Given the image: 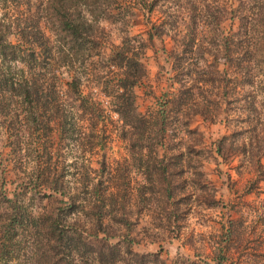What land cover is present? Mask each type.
Segmentation results:
<instances>
[{"label": "rangeland", "instance_id": "1", "mask_svg": "<svg viewBox=\"0 0 264 264\" xmlns=\"http://www.w3.org/2000/svg\"><path fill=\"white\" fill-rule=\"evenodd\" d=\"M195 1L198 12L191 11L188 4L174 14L157 7L151 15L153 24L172 20L174 26H163L152 40L147 34L151 28L148 16L141 12L99 22L97 35L105 58L127 45L132 47L129 56L134 58L136 53L143 67L132 89L136 112L148 121L149 136L142 151L146 156L141 162L131 139L122 138V120L112 111V97L105 95L113 94L107 83L114 80L116 69L106 59L100 60L103 56H96L98 62L92 70L96 81L84 83L82 90L99 102L104 118L84 124L86 133L102 130L98 138H90L92 145L87 148L58 137L56 125L51 128L47 121L44 100L33 106V119L18 85L13 92L0 93V193L12 200L20 193L28 197L39 195L38 191L49 194L46 185L41 188L44 178L39 175L45 168L60 172L69 164L75 172L81 168L76 163L81 153L101 176L99 181H108V172L125 165L129 186L134 191L140 186L148 190V166L154 162L149 155L156 156L168 169L150 178L156 190L166 189L173 198L158 194V203L131 200L127 208L133 225L129 230L118 228L116 233L135 241L132 250L138 254L159 252L158 264H264V183H255L253 167L247 163L256 151L249 147V154L242 155L229 147V151L223 150L224 157L216 151L219 140L236 130L231 121L237 114L233 100L241 89L234 79L241 76L243 50L249 48L251 58H263L264 18L252 26L246 24L248 15L257 11L255 0ZM31 2L0 0V41L4 35V40L21 46L16 57L14 50L0 52V75L23 77L31 87L39 79L36 85H42L43 91V69L34 68L35 59L43 61V52L38 49L39 58H31L29 45L18 34V27L26 29L33 14ZM40 26L50 36L51 27L44 21ZM68 59L79 66L82 58ZM156 117L161 119L162 134L154 126ZM156 140L162 145H155ZM213 198L216 203L210 207Z\"/></svg>", "mask_w": 264, "mask_h": 264}, {"label": "trees", "instance_id": "2", "mask_svg": "<svg viewBox=\"0 0 264 264\" xmlns=\"http://www.w3.org/2000/svg\"><path fill=\"white\" fill-rule=\"evenodd\" d=\"M31 1L33 14L26 29L18 27V34L29 45L31 58H39V52L36 54L38 49L43 52L40 57L43 61L35 59L34 68L43 69L44 89L41 91L43 86L39 88L36 85L39 79H34L31 87L23 77L14 79L6 74L0 75V93L13 92L18 85L23 103L30 107L33 119L32 113L36 112L33 106L44 100L50 127L56 125L61 140L78 142L82 149L91 146L93 139L90 138H98L99 132H102L96 130L91 134L86 133L84 124L104 118L99 102L82 90L84 83L96 81L93 80L92 70L98 61L94 57L103 56L100 60L106 59L97 35L100 20L123 13L132 15L134 11L141 12L148 16L147 23L151 28L147 34L149 40H152L154 35L162 31L163 26L173 24L172 20L162 22L159 26L153 24L151 15L157 7L169 14L182 12L187 4L191 11L195 12L197 8L195 0ZM254 7L257 11L248 15L245 21L248 26L264 18V0H255ZM41 21L51 27L48 30L50 36L42 32ZM4 37L1 36L0 52L3 49L14 50L16 57L21 46L4 40ZM131 48L127 45L120 47L112 56L107 57L106 60L116 71L112 72L114 80L110 85L107 83L113 94L105 95L112 97V111L122 120L125 128L121 133L122 138L131 139L132 147L136 146L141 162L146 156L142 155V151L145 149L143 143L148 138L146 136H149L146 125L148 121L136 112L134 104L132 89L142 75L143 67L136 53L134 58L131 53L129 56ZM262 57L251 58L250 49L243 50L239 64L241 76L234 79V84L241 89L233 100L237 114L231 121L236 130L230 136L220 139L216 148L222 157L223 150L229 151V147L240 151L242 155L249 154V147L255 150L256 153L251 152V156L255 154L254 157L248 159L247 163L253 167L256 184L264 183V54ZM68 58L82 59L78 66L75 60ZM152 120L157 132L162 134L164 128L161 119L156 117ZM154 131L151 130L152 133ZM100 139L106 141L105 137ZM158 144L162 145L156 140L155 145ZM81 155L76 162L80 163L81 168L75 172L70 170L69 164L60 172L56 168H45L39 175V178H44L41 188L44 189L46 185L49 194L38 191L39 195L30 194L28 197L26 193H20L12 200L0 193V264L159 263V252L135 253L132 250L135 241L130 236L117 234L116 230H129L133 225L130 220L131 211L127 208L133 198L138 202L139 199L144 200L145 203H158L155 199L158 194L168 200L173 198L166 189L161 192L156 190L153 178H150L161 176L165 173L164 169H168L163 165V159L149 155L154 161L148 166L151 175L147 181H150V187L146 190L140 186L134 191L127 181L128 169L125 165L108 172L106 176L109 180L103 182L99 181L101 176H98V172L87 165L90 159L85 158L83 153ZM37 157L40 158V155ZM45 157L48 155L45 154ZM139 165L138 170L141 169ZM147 194L149 199L145 198ZM44 199H48L47 204H43ZM215 203L213 198L209 200L208 206L212 207ZM184 264L192 263L185 261Z\"/></svg>", "mask_w": 264, "mask_h": 264}]
</instances>
